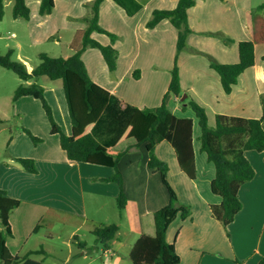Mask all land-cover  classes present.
I'll return each instance as SVG.
<instances>
[{
  "label": "crops",
  "instance_id": "1",
  "mask_svg": "<svg viewBox=\"0 0 264 264\" xmlns=\"http://www.w3.org/2000/svg\"><path fill=\"white\" fill-rule=\"evenodd\" d=\"M41 1L27 0L31 10L29 20L14 19L12 13L13 23L19 27L21 35L12 33L10 38L14 39L15 46L6 45L5 51H0L5 55L12 50L16 60L24 63L29 72L40 63L34 61L32 52L37 60L41 54L65 59L74 55L70 45L75 34L86 28L83 19L89 11L87 5L95 0H54L53 12L45 16L40 14ZM179 1L120 0L122 5H119L114 0H104L101 4L100 25L118 37L114 47L119 59L117 70L111 73L98 49H88L82 55L91 79L110 93L108 106L92 134L101 144L108 145L123 131L131 110L156 109L166 99L168 109L176 117L193 120L196 163V177L191 179L181 169L170 143L165 141L156 147L157 157L169 168L168 179L180 203L192 211L190 218H179L170 226L167 241L175 243L181 264H261L264 261V152L245 153L255 177L240 188L242 210L225 229L211 212V206L222 201L211 189L215 166L200 150L201 130L197 118L184 108L188 107L187 99L195 101L206 109L211 126L217 115L246 119L262 117L264 44L255 46V65L240 75L231 94L225 93L210 58L223 65L239 62V43L252 41L253 17L262 13L259 7L264 0H197L188 10L192 32L187 48L177 55L178 31L171 22L164 20L153 29H148L147 24L155 11L173 10ZM216 35L233 42L226 44ZM93 38L103 45L110 44L106 35L94 33ZM175 64L182 88L180 97L169 94ZM135 73L138 78L134 77ZM44 78L47 77L28 82L20 79L17 88L34 82L39 84L54 108L56 122L70 136L72 123L63 82L50 79L46 82ZM14 93L6 95L13 116L18 115L22 128L27 126L43 142L35 146L23 134L9 135L4 141L7 151L0 157V189L20 202L9 217L13 236L8 238L7 247L11 254L23 258L30 252L44 249L45 255L31 258L50 264L48 258L59 256L61 263L58 264H91L94 259L89 261L93 258L88 252L89 246L80 240L78 233L86 225L93 235L96 227L114 224L119 232L109 249L103 246L102 258H110L103 264H128V261L133 264L130 253L142 236L143 218L167 206L170 200L160 173L149 167L146 144L127 149L119 157L116 169L69 161L61 148L60 137L51 133L49 120L40 110V101L25 97L13 102ZM184 95L187 97L182 102ZM7 118L1 117L0 125L6 126ZM5 129L9 131L10 127ZM18 158L34 160L37 173L25 171L15 163ZM117 173L122 177L127 199L123 211L117 206L120 187L107 181ZM89 204L95 209L91 215ZM108 205L114 208L112 218L105 217ZM42 222L50 223L52 228L35 231ZM58 223L77 226L67 244L71 249L74 240L78 250L61 256L62 252L49 247L55 238L42 236V232L54 230ZM125 225L130 227L129 231ZM3 231L2 226L0 233ZM123 250L127 252L125 255Z\"/></svg>",
  "mask_w": 264,
  "mask_h": 264
},
{
  "label": "trees",
  "instance_id": "2",
  "mask_svg": "<svg viewBox=\"0 0 264 264\" xmlns=\"http://www.w3.org/2000/svg\"><path fill=\"white\" fill-rule=\"evenodd\" d=\"M0 0V20L4 18V4ZM104 0H95L87 5L88 13L84 17L86 28L78 31L70 45L74 55L68 59L54 58L47 54L39 56V65L29 72L26 65L12 59L14 53L0 54V67L12 71L24 82L36 81L47 77L52 81L61 80L72 123V134L67 136L54 118V114L45 97L44 89L34 82L31 85H21L15 91L13 102L20 98L32 97L42 103L44 112L51 125L52 135L60 137V144L69 161L86 163L108 168H117L119 157L132 147L146 144L150 155L149 167L159 172L163 184L169 191L170 200L167 206L143 218V233L132 248L130 258L133 264H181L175 243L167 241L170 226L177 220H187L191 217V208L180 203L177 193L168 179L169 168L155 154L156 147L162 142L170 143L176 151L181 169L191 178L196 177L195 151L193 147V120L178 118L167 107L166 99L156 109L131 110L128 122L121 134L108 145H103L92 134V129L99 121L110 100V93L96 84L86 69L82 60L83 53L88 49H98L111 73L118 68L119 52L114 47L118 37L105 30L100 25V8ZM122 5L120 0H114ZM197 0H180L173 10L155 11L148 22V29L155 28L164 20H169L178 31L177 55L187 48V39L191 34L188 23V10L196 5ZM55 8L54 0H42L40 14L49 15ZM261 14L253 17L252 41L239 43V62L223 65L211 59V67L221 79L226 94H231L239 77L247 69L255 65V46L264 44V4L259 7ZM31 10L27 0H15L13 8L14 19L29 20ZM94 33L107 35L110 45H103L93 38ZM226 44L233 41L227 37L216 35ZM264 60V58H263ZM135 78L139 76L134 74ZM169 94L177 97L182 95L180 75L177 64L172 72ZM188 107L198 120L201 130L199 138L201 152L206 154L209 163L216 169L212 182L213 194L222 199L219 205L211 206L212 216L225 229L235 221L242 210L239 198L240 188L255 177V170L245 157L248 151L264 152V107L260 119H246L217 115L215 124H209V117L204 107L191 99H187ZM133 109V108H132ZM35 146L43 142L24 128ZM15 163L25 171L36 174L37 167L32 159L18 158ZM107 181H112L120 187L117 206L120 211L126 209L127 199L123 192V180L117 173ZM20 202L7 196L0 189V221L4 231L0 233V261L2 264H46L35 261L33 255H45L44 249L30 252L26 257L13 256L7 247L8 238L12 237L9 223L10 214L19 207ZM42 222L35 231L42 228H52L50 223ZM118 226L102 224L96 227L93 235L106 249L116 238ZM264 264V261L261 263Z\"/></svg>",
  "mask_w": 264,
  "mask_h": 264
},
{
  "label": "rangeland",
  "instance_id": "3",
  "mask_svg": "<svg viewBox=\"0 0 264 264\" xmlns=\"http://www.w3.org/2000/svg\"><path fill=\"white\" fill-rule=\"evenodd\" d=\"M14 5H15V0H6L5 4H4L5 16H4L2 23H0V37H1L0 38V51H5L6 45H10L13 47L15 46L14 39L10 38V35H12V33H14L16 36L21 35L19 27L15 23H13L12 13H13ZM110 44H111V39H110ZM31 55H32L34 61L39 63V60L36 59V56L33 52L31 53ZM12 59L14 61H17L16 56H13ZM44 80L45 81L47 80L46 82L49 81L48 78H44ZM19 82H21V80L16 74H14L12 71H9V70H6V69H3L0 67V119H1V117H9V119L7 118L8 122L6 121L7 122L6 126L10 127V130L8 131L5 129L6 128L5 125L4 126L0 125V157L5 155V153L7 151L6 143L4 144V141H5V139H7V137L9 135L11 137L12 135L16 136L17 134H23V136L26 137L28 140H30V142L34 145V143L31 141V139L28 137V135L22 129L20 118L18 117V115L17 116L15 115V117L13 116V109L10 106H8L6 103V101H7L6 95H12L17 90V85ZM39 104H40V110H42V112L44 114V111H43L44 109H43L42 103L40 102ZM48 104L50 105L51 110L53 112L54 108L52 107L51 103L48 102ZM27 107L33 109L30 106H27ZM37 120H38V117L36 118V121ZM17 124H19L20 126H17ZM23 128L30 131L32 133V135L35 136V134L31 130H29L27 128V126L23 127ZM1 131H3V133ZM35 137L39 138L37 136H35ZM155 154H156V152H155ZM88 207H89V215H91L95 211L94 206L89 204ZM114 216H115V214H114L113 206L108 205L105 217H111L112 218ZM115 219H118V217L116 216ZM1 227H2V224L0 222V228ZM76 228H77V226H74V225H70V226L68 225L67 226V225H64L63 223H58L54 230L49 231V232L43 231L42 236L43 235H46V236L47 235H53L55 239L53 242L49 243V247L53 248V250H55V251L62 252V253H60L61 256L67 255L70 250H74V251L78 250V247L75 244L74 240H72V241L70 240L71 243L74 245V247H72L71 249L67 244L68 239L71 236L72 231H74ZM125 228L128 231L130 230V227L128 225H125ZM78 235L80 236V240L87 242V244L89 246L88 252H89L90 256L93 257L89 261L94 259L93 260L94 262H92L91 264H103L104 262H109L110 258H102V256H104L103 251H102L103 245L97 241V238L94 235H92L90 233L87 225L84 226L80 230ZM131 240H133V239H131ZM131 240H130V242H131ZM122 253L125 255V253H127V252H125V250H123ZM58 259H59V256H58V258L57 257H50L47 259V263H50V264L61 263V260H58ZM128 264H131L130 261H128Z\"/></svg>",
  "mask_w": 264,
  "mask_h": 264
},
{
  "label": "water",
  "instance_id": "4",
  "mask_svg": "<svg viewBox=\"0 0 264 264\" xmlns=\"http://www.w3.org/2000/svg\"><path fill=\"white\" fill-rule=\"evenodd\" d=\"M186 95H184L182 98H181V101L184 102L186 100Z\"/></svg>",
  "mask_w": 264,
  "mask_h": 264
},
{
  "label": "built area",
  "instance_id": "5",
  "mask_svg": "<svg viewBox=\"0 0 264 264\" xmlns=\"http://www.w3.org/2000/svg\"><path fill=\"white\" fill-rule=\"evenodd\" d=\"M106 252H108V251H106Z\"/></svg>",
  "mask_w": 264,
  "mask_h": 264
}]
</instances>
